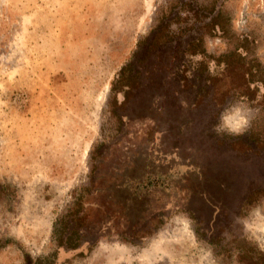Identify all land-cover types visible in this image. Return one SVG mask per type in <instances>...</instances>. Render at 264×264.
Instances as JSON below:
<instances>
[{"label": "rangeland", "instance_id": "obj_1", "mask_svg": "<svg viewBox=\"0 0 264 264\" xmlns=\"http://www.w3.org/2000/svg\"><path fill=\"white\" fill-rule=\"evenodd\" d=\"M0 264H264V0H0Z\"/></svg>", "mask_w": 264, "mask_h": 264}, {"label": "trees", "instance_id": "obj_2", "mask_svg": "<svg viewBox=\"0 0 264 264\" xmlns=\"http://www.w3.org/2000/svg\"><path fill=\"white\" fill-rule=\"evenodd\" d=\"M218 16V13H215L213 16H211L210 18V22H212V19H214L215 17ZM218 59V58H217ZM129 66V62H126L125 64H123L121 67H120V70H119V75H118V78L116 79L115 83L116 82H120L121 84L118 86L119 89H122L124 86L123 85H126L127 86V83L126 81L127 80H130L131 78H129L128 76V72H126V68Z\"/></svg>", "mask_w": 264, "mask_h": 264}]
</instances>
